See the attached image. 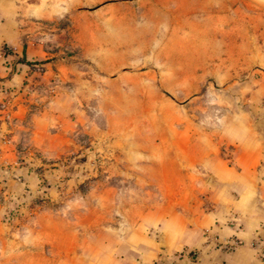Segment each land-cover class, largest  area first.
I'll list each match as a JSON object with an SVG mask.
<instances>
[{"label": "rangeland", "instance_id": "rangeland-1", "mask_svg": "<svg viewBox=\"0 0 264 264\" xmlns=\"http://www.w3.org/2000/svg\"><path fill=\"white\" fill-rule=\"evenodd\" d=\"M4 20L0 264H134L188 222L205 144L263 130L264 0H0Z\"/></svg>", "mask_w": 264, "mask_h": 264}, {"label": "crops", "instance_id": "crops-1", "mask_svg": "<svg viewBox=\"0 0 264 264\" xmlns=\"http://www.w3.org/2000/svg\"><path fill=\"white\" fill-rule=\"evenodd\" d=\"M7 24L0 21V49L16 45ZM9 60L0 51V89L15 85L20 76L10 72ZM252 123L242 115L224 135L205 144L197 155L208 177L200 184L202 197L177 217L188 222L176 223L169 232L161 228L163 248L147 239L146 247L137 248L134 264H155L161 256L166 264H264L258 256L264 252V126L260 132ZM231 237L241 245L229 250L218 246ZM253 242L255 248L249 246ZM191 251H196L193 257Z\"/></svg>", "mask_w": 264, "mask_h": 264}, {"label": "built area", "instance_id": "built-area-1", "mask_svg": "<svg viewBox=\"0 0 264 264\" xmlns=\"http://www.w3.org/2000/svg\"><path fill=\"white\" fill-rule=\"evenodd\" d=\"M239 245H241V241H239L235 237H231L230 239H227V240L223 241L222 243H220L218 246L221 248L229 250V249H232V248L237 247ZM249 246L255 248L257 246V243L253 242ZM258 256L264 260V252H259Z\"/></svg>", "mask_w": 264, "mask_h": 264}, {"label": "trees", "instance_id": "trees-1", "mask_svg": "<svg viewBox=\"0 0 264 264\" xmlns=\"http://www.w3.org/2000/svg\"><path fill=\"white\" fill-rule=\"evenodd\" d=\"M0 51H2L3 54H4V53H7V51L4 52L5 50H3V48H1ZM8 53H9V52H8ZM8 53H7V54H8ZM12 56H13V57H12V58H13V62H16V60H17L16 56H15V55H12ZM14 60H15V61H14Z\"/></svg>", "mask_w": 264, "mask_h": 264}]
</instances>
